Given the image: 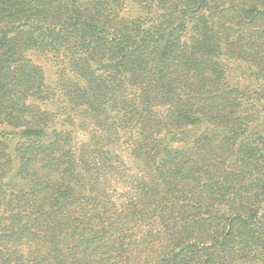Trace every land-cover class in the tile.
Returning a JSON list of instances; mask_svg holds the SVG:
<instances>
[{
  "label": "trees",
  "instance_id": "trees-1",
  "mask_svg": "<svg viewBox=\"0 0 264 264\" xmlns=\"http://www.w3.org/2000/svg\"><path fill=\"white\" fill-rule=\"evenodd\" d=\"M0 264H264V0H0Z\"/></svg>",
  "mask_w": 264,
  "mask_h": 264
},
{
  "label": "rangeland",
  "instance_id": "rangeland-1",
  "mask_svg": "<svg viewBox=\"0 0 264 264\" xmlns=\"http://www.w3.org/2000/svg\"><path fill=\"white\" fill-rule=\"evenodd\" d=\"M41 63H42V65H43L44 68H47L46 65L43 62H41Z\"/></svg>",
  "mask_w": 264,
  "mask_h": 264
}]
</instances>
